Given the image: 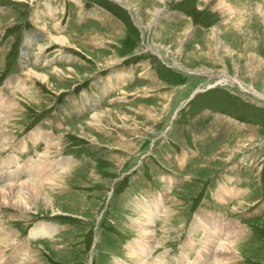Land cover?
Wrapping results in <instances>:
<instances>
[{"label": "rangeland", "instance_id": "1", "mask_svg": "<svg viewBox=\"0 0 264 264\" xmlns=\"http://www.w3.org/2000/svg\"><path fill=\"white\" fill-rule=\"evenodd\" d=\"M2 86L0 153L52 118L57 178L0 203V264H213L229 229L225 264H264V0H0Z\"/></svg>", "mask_w": 264, "mask_h": 264}, {"label": "bare ground", "instance_id": "2", "mask_svg": "<svg viewBox=\"0 0 264 264\" xmlns=\"http://www.w3.org/2000/svg\"><path fill=\"white\" fill-rule=\"evenodd\" d=\"M162 10V9H161ZM161 10H159L158 12H160ZM158 12H156V14L158 13ZM63 37V36H62ZM61 37V38H62ZM59 38V37H58ZM36 72V71H35ZM34 71H32V73L33 74H35L36 75V73H35ZM219 81H223V82H228V78H224V79H220ZM232 82V81H231ZM8 106V105H7ZM7 106H6V108H7ZM7 111H8V109H7ZM6 111V113L3 115V117L2 118H0V126H1V124H2V122L3 121H5V120H7L8 118H9V116H8V113L9 112H7ZM1 130V129H0ZM1 136V139L3 140V141H1L0 143L1 144H5V142H6V139L4 140V135L3 134H1L0 135ZM51 145V144H50ZM8 147V146H7ZM47 152H50V151H48V150H46L44 153H42V154H40L39 155V157H42V158H46V153ZM20 155V154H19ZM35 167H33V169H28V168H24L23 169V167H21V175H22V178H21V180L20 179H18V180H16V178H18V177H16V173H14V174H12V175H10V176H7V177H4V179H0V203L1 204H3V205H5V204H7V203H10V202H12L13 201V204L15 203V206L16 207H22V209L23 210H28V206H27V202L28 201H31L32 202V200H41L42 202L44 201V199H46L45 197L43 198L42 196V194L41 193H43L44 192V190H43V188L41 187V185H40V181H37V176H38V178H39V176L41 177V178H43V180L45 179H47L46 181L48 182V179L50 180V178H55V177H52V176H54V174L53 175H51V172L50 173H48L47 171H46V173L45 172H43L44 170H42L41 171V169H38V168H36V169H34ZM64 169V168H63ZM61 171H63V170H61ZM20 172V171H19ZM49 175H48V174ZM56 174V173H55ZM18 175V174H17ZM19 176V175H18ZM57 178V177H56ZM55 178V179H56ZM43 180H42V182H43ZM51 181V180H50ZM52 181H54L53 179H52ZM50 183V182H49ZM44 184V183H43ZM48 184V183H47ZM227 190V189H226ZM222 192H223V194H226L227 193V191H223L222 190ZM44 196H45V194H44ZM53 203V202H52ZM151 206V205H150ZM149 206V204H147V206H145L146 208H151V211H152V213L154 214V210L152 209L153 208V204H152V206L150 207ZM159 208V207H158ZM22 212V211H21ZM26 213V212H25ZM167 211H166V215H167ZM160 214V213H159ZM161 215L162 216H166V215H163L162 213H161ZM164 218V217H163ZM147 225V224H149V222H148V219L146 220H144L143 221V225ZM231 228H232V226H230ZM45 229V230H44ZM44 229H39L38 227H36L33 231H31V236H30V238H32V240H33V238H35V236H37L38 234H41V235H43V236H47V237H50L51 238V236L53 235V233L51 232V233H49V231H48V228H45L44 227ZM50 230V229H49ZM145 230V229H144ZM148 232H150V230H148ZM147 233V232H146ZM145 233V234H146ZM52 234V235H51ZM148 234H150V233H148ZM226 234H232L230 237H228V238H226L225 240H221V241H219L218 243L219 244H222V245H219L220 246V248L219 247H217L216 248V250H215V253H214V251H212L211 252V254H214V256H215V262H217L218 264H225V259L223 258V254L225 255L226 254V252L228 251V250H230L231 249V245H230V243H232V245H233V240H234V238H233V231L232 230H228V232L226 233ZM147 235V234H146ZM145 237V236H144ZM147 237V236H146ZM163 237V236H162ZM6 242H7V240H6V238L3 240V241H1L0 240V247L2 246V245H5L6 244ZM5 243V244H4ZM217 243V244H218ZM155 244V243H154ZM160 246V245H159ZM3 247V246H2ZM162 247V246H161ZM222 248H224V250H222ZM143 249L144 250H146V248H144L143 246H140V251L142 252L143 251ZM24 252H23V256H22V261H21V264H26V260H28L29 259V257H30V255H28V252L26 251V249H24L23 250ZM131 252H132V254H135V253H133V251L131 250ZM200 257V256H199ZM201 257H203V256H201ZM221 257V259H219ZM214 258V257H213ZM142 260H141V262H144L145 261V259H143V258H141ZM137 261H139L140 262V260H137ZM215 262H213V264L215 263ZM32 263V260L31 259H29V261H28V263L27 264H31ZM19 264V263H18ZM148 264H152V262H149Z\"/></svg>", "mask_w": 264, "mask_h": 264}, {"label": "crops", "instance_id": "3", "mask_svg": "<svg viewBox=\"0 0 264 264\" xmlns=\"http://www.w3.org/2000/svg\"><path fill=\"white\" fill-rule=\"evenodd\" d=\"M28 17V16H27ZM34 57L36 58L37 57V55L35 54L34 55ZM36 61H37V59H35L34 60V63H36ZM130 71L131 70H129L128 72H126L125 74H122L120 77L121 78H123V81H124V83L125 84H131V82L133 81V79H134V75H130L129 73H130ZM30 73H32V71L30 70ZM40 74H42V73H40ZM42 75H46V74H42ZM33 76H36L37 78H39V79H41V80H45V79H43V78H41L40 76H38V75H33ZM13 78H15V82H14V85L16 84H18V81H17V79H19V77L18 76H16V77H13ZM5 88L6 87H4V86H2L1 88H0V97H1V99H0V118H2L3 117V115L6 113V106H7V109H8V111L7 112H9L8 113V116H9V118L8 119H10V118H12L11 117V113H10V109L8 108L9 107V105H10V103L8 102V99L9 98H13L11 95V93H10V95L7 97V94L5 93L7 90H5ZM22 108L21 107H19V109L18 110H21ZM18 114H20V113H17V115ZM8 119L7 120H5V121H3L2 122V124H1V126H4L5 124H6V122L8 121ZM51 120H52V118H50ZM51 120H47L46 122H45V124L47 125V126H41V125H39V126H36V127H38V128H36V129H34V128H32V129H34V130H32V129H30V130H27V131H24L23 133H21L22 135H19V136H16L13 140H12V142L10 143V145L7 147V149H9L11 152H15V153H17V151H18V149H20L21 151L25 148V149H27V150H30V153H35V152H38V151H35L36 150V146L38 145H40L41 143L43 144V150L44 149H46V145L47 144H49V141L51 140V141H53L54 140V138L56 139L57 137L55 136V134H54V130H52V126H53V124L51 123ZM1 126H0V129H1ZM41 127H43V128H41ZM32 130V131H31ZM51 132H53V135L51 136ZM1 133H3V131L2 130H0V134ZM13 135V134H12ZM11 135V136H12ZM52 137V138H51ZM47 138V139H46ZM46 139V140H45ZM1 141H3L2 139H1V137H0V142ZM20 142V144L18 145V146H16L18 143ZM190 154H192L191 156L193 157L194 156V153H190ZM73 159V158H72ZM182 159V158H181ZM181 159L179 158V156H177V158H176V160H175V164L177 163L178 165H182V163H181ZM42 165L44 166L45 165V162H42ZM234 167H236V165L234 166ZM36 169V168H35ZM18 172V171H17ZM16 172V173H17ZM167 183V182H166ZM165 183V184H166ZM164 186V185H163ZM165 189V191H166V189H168L169 190V188H168V186L166 185V188H164ZM238 190V189H237ZM236 190V191H237ZM240 192L239 191H237V194H239ZM168 195L169 196H172L171 195V193H168V194H164V196H166L167 198H168ZM151 201V200H150ZM150 204H153V207H155V200H153V201H151L150 202ZM42 227H44V226H42ZM49 227V226H48ZM50 228H52V227H50ZM186 230V229H185ZM54 232H57V229L55 228V231ZM172 240V239H171ZM177 239L176 238H174L173 239V244H172V246H169L168 247V251H164L165 253H167V254H170L171 256H169L172 260H177V254L179 253V252H181V251H183L184 250V248H183V244H184V242H182V243H180V242H178V241H176ZM186 240V239H185ZM175 250H177V252L178 253H176V254H174V252H175ZM173 251V252H172ZM182 253V252H181ZM169 257H168V260H169Z\"/></svg>", "mask_w": 264, "mask_h": 264}]
</instances>
